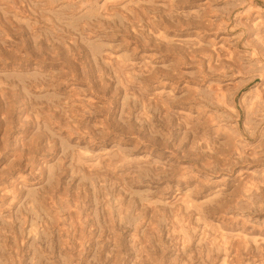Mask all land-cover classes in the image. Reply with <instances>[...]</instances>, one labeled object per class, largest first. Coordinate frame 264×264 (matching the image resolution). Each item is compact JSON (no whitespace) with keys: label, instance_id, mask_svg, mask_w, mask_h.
Masks as SVG:
<instances>
[{"label":"rangeland","instance_id":"obj_1","mask_svg":"<svg viewBox=\"0 0 264 264\" xmlns=\"http://www.w3.org/2000/svg\"><path fill=\"white\" fill-rule=\"evenodd\" d=\"M0 264H264V0H0Z\"/></svg>","mask_w":264,"mask_h":264},{"label":"bare ground","instance_id":"obj_2","mask_svg":"<svg viewBox=\"0 0 264 264\" xmlns=\"http://www.w3.org/2000/svg\"><path fill=\"white\" fill-rule=\"evenodd\" d=\"M258 23H260V22H258ZM255 25H256V28H258L260 24H257V23H256ZM259 30H260V29H259ZM212 88H213V89H212L213 92H215V91H216V86H213ZM262 101H263V100L261 99V102H262Z\"/></svg>","mask_w":264,"mask_h":264}]
</instances>
